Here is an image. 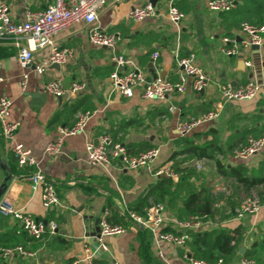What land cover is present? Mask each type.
<instances>
[{"label": "crops", "instance_id": "obj_1", "mask_svg": "<svg viewBox=\"0 0 264 264\" xmlns=\"http://www.w3.org/2000/svg\"><path fill=\"white\" fill-rule=\"evenodd\" d=\"M0 1L8 5L14 21H22L26 9L42 10L53 0ZM169 1L154 0L156 15L136 21L130 18V11L149 0H108L96 24L106 32L118 33L114 48L91 44L86 26L73 25L56 36L58 46L72 50L65 65L55 67L49 62L50 48L34 51V61L45 66L43 73L34 65L22 68L13 40H0V96L10 98L9 118L18 122L12 140L0 137V160L4 163L0 165V185L9 176L0 200L10 201L45 223L54 221L58 229L36 240L17 221L0 214V248L21 246L33 253L0 255V264H72L82 257L87 244L94 243L99 219L106 210L108 221H120L126 230L107 238L108 252L93 264H163L160 251L171 264H191L190 258H196L192 255L193 232L184 247L157 244L150 230L126 215L129 211L144 215L158 199L163 205L164 230L181 232L175 223L188 217L184 202L192 191H200L207 216L201 231L223 230L234 236V251L221 256L222 264H240L241 258L253 252L264 259V183L249 192L260 196V209L238 217L242 200L249 194L236 174L239 171L251 181L264 178V147L246 158L236 154L248 137L264 134V88L250 100L223 101L218 91L219 84L225 82L236 85L255 79L251 77L255 72L251 47L239 45L238 53L231 56L223 54L220 47L224 36L236 42L247 36L241 23L264 25V0H233L234 6L228 11L210 10L206 0H173L185 15L179 29L167 18ZM260 8L259 16H255ZM261 36L259 52L264 61V32ZM113 55L132 61L120 67L121 72L137 68L149 79L162 75L169 81L179 79L178 58L193 55L209 84L195 91L191 77L186 76V90L162 100L144 98L140 85L125 97L110 84L109 74L115 69ZM245 60H250L251 66L243 65ZM150 63L153 72L149 71ZM52 79L61 80L67 89L75 82L85 87L55 97L44 89ZM209 111H217V117L200 123L187 135L178 133L179 121ZM80 113L89 116L84 130L66 137L57 154H47L45 147L57 136L58 127L73 125ZM101 135L122 143L130 154L156 147L158 156L149 167L136 169L121 167L115 159L106 165H91L85 144ZM14 142L31 151L35 166L17 164L10 150ZM194 147L205 148L209 157L198 159ZM165 166L173 170L174 178L155 174ZM33 170L54 182L64 207L43 205L41 188L30 187ZM165 178L169 181L163 182ZM198 260L214 262L211 258Z\"/></svg>", "mask_w": 264, "mask_h": 264}, {"label": "built area", "instance_id": "obj_2", "mask_svg": "<svg viewBox=\"0 0 264 264\" xmlns=\"http://www.w3.org/2000/svg\"><path fill=\"white\" fill-rule=\"evenodd\" d=\"M108 0H53L44 9L33 11L26 9L22 21H14L10 14L8 5L0 1V40L12 39L17 48V58L22 68L34 65L38 73H43L45 66L34 61V51L42 48H50L49 62L58 65H65L67 59L71 57L72 50L66 47H60L56 44L58 33L69 29L76 24H84L87 28L88 39L91 44L99 47L114 48L119 36L118 33H109L99 28L96 24L99 13L106 6ZM119 1V0H114ZM206 6L213 11H228L234 6L233 0H206ZM156 15L155 7L152 3L134 7L130 11V18L141 21L145 18ZM185 17L173 0L169 1L167 18L177 29L180 27L181 20ZM241 30L247 35L240 42H236L229 36L222 38L220 50L227 56L236 55L239 47L250 48L252 44L262 45L261 33L264 32V25L255 27L247 22L241 23ZM22 39L25 43H22ZM240 45V46H239ZM157 53L152 57L156 58ZM115 62V69L109 74V80L112 88L121 95L128 97L131 95L135 86L140 85L142 96L146 99L162 100L172 93H181L186 90V76L191 77V87L195 91H200L208 86L209 79L199 68L193 59V55L178 58L177 64L181 69L177 81L166 79H149L136 69L127 72L119 70L123 65H131L132 61L122 55L112 56ZM245 66H251L250 60L244 61ZM25 78V77H24ZM0 81L2 77L0 76ZM85 87L84 83H73L69 89L65 88L61 80H48L44 89L55 97H61L67 91H80ZM264 88V75L260 83L255 79L247 80L244 83L233 85L230 82L219 84L218 91L223 101L230 100H250L254 98L259 90ZM11 100L6 96H0V137L5 141L14 138V133L18 127V122L10 120ZM87 113H80L75 123L68 127L59 126L57 136L51 140L45 147L47 154H57L66 137L78 134L84 130L88 119ZM217 111H209L197 117H190L181 120L177 124V131L180 135H187L200 123L215 119ZM264 147V134L260 137H248L246 144L243 145L236 154L239 158H246ZM10 150L20 167H33L36 160L31 151L19 142H14ZM87 160L91 165H106L110 159L118 160L121 167L136 169L139 167H149L158 156L159 149L156 147L146 149L137 154H130L126 147L120 142H113L108 135H101L97 141H87L85 144ZM201 167L200 164H197ZM156 175H166L174 178L176 174L169 167H161L155 171ZM30 187L32 190L41 188V199L45 207H64L58 198L54 182L42 174L39 170L30 172ZM262 205V201L255 195L246 196L237 211V216L242 217L245 214L257 212ZM0 214L6 215L17 221L21 229L31 238L40 240L45 232L54 234L57 225L54 221L45 223L38 220L31 214L23 211L20 207L14 205L5 199L0 200ZM108 211H104L99 219L98 233L94 237L93 244H87L81 258L75 259L72 264H93L94 259L101 254L108 252L107 238L113 235L125 232V227L120 224H112L107 219ZM142 228L152 232L157 244L167 243L175 246H183L190 238V232L201 231L206 221L202 215H190L182 220L176 221V227L181 232H169L164 230L165 217L163 215V205L159 202L152 203L145 210L144 215L129 211L126 215ZM13 254H22L33 256L32 252L26 251L21 246L0 248V255L11 256ZM159 257L163 264H171L159 252ZM191 264H222L218 259L214 262L190 258ZM240 264H255L253 259L243 257Z\"/></svg>", "mask_w": 264, "mask_h": 264}, {"label": "trees", "instance_id": "obj_3", "mask_svg": "<svg viewBox=\"0 0 264 264\" xmlns=\"http://www.w3.org/2000/svg\"><path fill=\"white\" fill-rule=\"evenodd\" d=\"M252 2L258 1L259 3L262 0H251ZM263 8V6H262ZM261 8L255 11L256 15L259 16L261 12ZM254 16V17H255ZM194 152L198 155V159L209 157L207 150L205 148L194 147ZM237 177L239 181L244 186L245 190L249 194L252 188H255L260 183H264V178H259L257 180H249L247 177H243L239 171H236ZM169 181V179L165 178L163 182ZM260 197V196H259ZM264 200V199H263ZM262 201V200H261ZM155 202H160L155 200ZM185 208L188 211L189 215H205L203 199L200 197V191H192L190 192L184 202ZM207 217V216H205ZM204 217V218H205ZM112 224H120V221H113ZM234 241V236L225 233L223 230H219L214 232L212 229L203 230L193 232L192 235V255L196 258L193 259H207L211 258L212 261L218 260L219 258L222 260L223 254H229L234 251L235 244L232 243ZM251 255V256H250ZM217 257V258H214ZM247 258L253 259L255 264H264V259L261 254H256L255 252L250 253ZM99 264V261L97 262Z\"/></svg>", "mask_w": 264, "mask_h": 264}, {"label": "water", "instance_id": "obj_4", "mask_svg": "<svg viewBox=\"0 0 264 264\" xmlns=\"http://www.w3.org/2000/svg\"><path fill=\"white\" fill-rule=\"evenodd\" d=\"M151 3L154 2V0H149ZM252 50L254 51L255 57H254V66H255V72L251 75V77H254L255 80L260 83L263 77V67H264V61L261 60V56H260V46L258 44H252L251 45ZM242 64L244 65V61H242ZM55 67H59L58 64H54ZM150 67V72H153L154 70V65L153 63L149 64ZM241 68V67H240ZM241 70V69H239ZM240 74V71L238 73V75ZM156 78H160L162 79V75H154L153 79ZM60 99V98H59ZM0 165L4 166V163H2V161L0 160ZM9 179V176L6 177L5 181L0 185V194L2 192H4L5 188H6V181ZM208 211L207 209V205H206V212ZM58 229H56L57 231Z\"/></svg>", "mask_w": 264, "mask_h": 264}, {"label": "rangeland", "instance_id": "obj_5", "mask_svg": "<svg viewBox=\"0 0 264 264\" xmlns=\"http://www.w3.org/2000/svg\"><path fill=\"white\" fill-rule=\"evenodd\" d=\"M249 195H255V196L259 197V195H258L257 192H255V191L252 192V193H250ZM249 195H248V196H249ZM259 198H260V197H259Z\"/></svg>", "mask_w": 264, "mask_h": 264}]
</instances>
